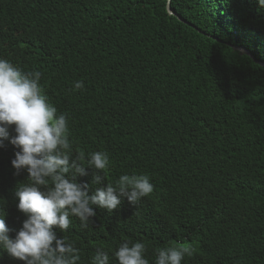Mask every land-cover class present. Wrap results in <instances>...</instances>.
Returning a JSON list of instances; mask_svg holds the SVG:
<instances>
[{"label":"trees","instance_id":"1","mask_svg":"<svg viewBox=\"0 0 264 264\" xmlns=\"http://www.w3.org/2000/svg\"><path fill=\"white\" fill-rule=\"evenodd\" d=\"M0 0V58L40 71L74 154L106 151L105 184L147 174L154 191L109 212L93 206L61 232L90 264L97 248L190 245L181 264H264V8L258 0ZM235 47L245 49L250 56ZM84 88L72 90L76 81ZM0 143V211L10 238L27 216L16 190L28 174ZM76 182L103 184L91 167ZM43 191V187H41ZM0 264H25L0 250Z\"/></svg>","mask_w":264,"mask_h":264},{"label":"clouds","instance_id":"2","mask_svg":"<svg viewBox=\"0 0 264 264\" xmlns=\"http://www.w3.org/2000/svg\"><path fill=\"white\" fill-rule=\"evenodd\" d=\"M258 5L264 8V0H258ZM41 76L38 70L24 72L0 58V143L9 138V126L15 125L10 143L19 151L11 164L16 174L22 170L28 174L27 183L15 192L17 208L27 218L10 238L5 213L0 211V250L25 264H79L80 250L66 235L58 238L54 227L66 232L75 217L81 229H89L96 216L93 206L111 212L120 206L122 197L136 205L154 191V185L147 174L136 173L122 174L114 183L105 184L109 154L95 151L85 159L73 153L68 114H57L48 102L39 83ZM83 88V81L78 80L72 90ZM86 166L99 170L93 183L104 185L91 195L88 184L76 182L78 174H86ZM145 251V243L126 240L113 255L118 264H149ZM192 254L190 245L161 248L155 264H181L185 255ZM90 264H109L108 253L97 248Z\"/></svg>","mask_w":264,"mask_h":264},{"label":"water","instance_id":"3","mask_svg":"<svg viewBox=\"0 0 264 264\" xmlns=\"http://www.w3.org/2000/svg\"><path fill=\"white\" fill-rule=\"evenodd\" d=\"M166 10H167V13L169 15H174V13L170 10V7H169V0H168V3H167V6H166ZM235 49H237L238 51L242 52V53H245L247 55L250 56L249 52L245 49H242V48H238V47H235Z\"/></svg>","mask_w":264,"mask_h":264}]
</instances>
